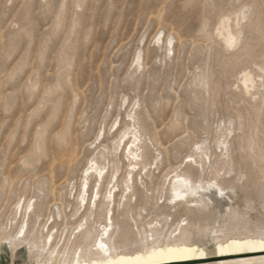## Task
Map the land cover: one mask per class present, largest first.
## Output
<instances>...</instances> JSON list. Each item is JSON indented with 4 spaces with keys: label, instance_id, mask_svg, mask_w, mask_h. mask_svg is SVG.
Returning <instances> with one entry per match:
<instances>
[{
    "label": "rangeland",
    "instance_id": "rangeland-1",
    "mask_svg": "<svg viewBox=\"0 0 264 264\" xmlns=\"http://www.w3.org/2000/svg\"><path fill=\"white\" fill-rule=\"evenodd\" d=\"M222 22L242 32L238 46L222 44ZM159 34L175 37L172 50L159 44ZM247 73L257 84L249 91L242 84ZM68 109L73 135L93 142L106 128L107 145L117 126L126 128L137 111L145 127L143 138L152 156H158V167L149 166L145 178L150 203L146 210L144 204L133 209L140 227L170 213L174 225L190 216L185 206L166 204L167 185L173 170L183 168L188 156L203 146L212 156L202 173L204 181L213 178L219 154L228 152L233 158L230 164L216 165L232 200L222 199L216 210L211 208L212 215L201 221L203 228H220L236 210L240 214L231 221V235L264 238V0H0L2 226L16 222L19 200L43 211L36 228L52 213L59 216V236L68 238L77 226L69 220L75 208L71 189L89 163L88 143L79 147L71 174L41 170L45 159L37 162L32 154L38 129L46 123L45 150L48 157L55 155L53 125L65 123ZM53 113L58 119L49 123ZM119 212L116 220L121 222ZM128 229L119 240L133 250L139 235L136 226ZM200 238L208 249L215 248L205 232ZM43 259L30 253L27 242L15 252L3 246L0 253V264Z\"/></svg>",
    "mask_w": 264,
    "mask_h": 264
},
{
    "label": "bare ground",
    "instance_id": "bare-ground-1",
    "mask_svg": "<svg viewBox=\"0 0 264 264\" xmlns=\"http://www.w3.org/2000/svg\"><path fill=\"white\" fill-rule=\"evenodd\" d=\"M241 33L224 24L220 29L219 37L225 47L232 48L241 43ZM160 34L159 44L162 42L167 50H172L175 37L169 35L165 38ZM141 56V53L137 56L139 65H142ZM242 84L245 91L257 88L255 80L248 73L243 75ZM262 87L261 85L260 88ZM66 114L65 123L53 125L57 128L61 126L60 129L54 130L50 138L51 146L56 149L55 155L48 157L45 150L46 123L38 129L39 137L32 154L36 156L37 162L42 158L45 159L41 164V170L71 174L79 156V147L85 142L88 143L87 151L91 153L89 163L83 169L79 183L72 182L71 189V193L75 190V208L69 220L77 226L68 238L67 235L63 238L64 233L59 236L57 229L59 216L55 217L52 213L41 228H36L43 211L41 214L36 211L34 203L29 202L24 205L19 200L13 218L16 222L6 226L0 224V253L3 246L15 252L27 242L30 253L45 258L37 264H203L205 260L214 258L216 259L209 262L210 264H264V248L259 246V242L264 240L263 237L253 234L231 235L234 227L231 221L238 218L239 212L236 210L231 212L229 221L213 230L203 228L201 222L213 212L211 208L216 210L215 207L222 199L232 200L220 170L216 169V165L220 163L233 162L228 152L218 155L213 162L215 166L213 178L204 181L205 179L201 178L202 173L208 164H212V156L207 147L198 146L197 151L188 156L191 159L186 161L183 168L173 170L175 173L168 180V195L165 200L166 204L172 205L171 208L185 206L190 216L174 225L169 222V217L173 216L170 213L148 222L146 227L142 228L134 216L133 209L136 205L144 204L142 210H146V206L150 203V197L146 193L148 184L145 178L150 175L149 166L156 163L158 167V156H152L148 141L143 138L145 127L137 117V111L130 114V123L126 128L123 129L122 124L117 126L113 132L114 140L110 145L106 144L108 141L106 136L110 134V130L106 128L100 129L93 142L79 134L73 135L74 130L70 131L72 110L68 109ZM55 116L53 113L49 123L58 119L54 118ZM116 123L117 121L113 127ZM101 137L102 140L96 143ZM247 143L254 148L252 139ZM139 192L142 193L141 196H138ZM228 204L227 210L231 211V205ZM118 211H120L119 215H123L121 222L116 220ZM18 212L21 218L19 225ZM239 221L237 220L236 223ZM130 226H136L139 235L138 241L134 242L138 247L133 250H129L128 244L122 245L119 240L126 230L130 232L128 229ZM167 226L171 229L175 227L166 232ZM79 227L80 230L75 232ZM204 232L216 243L213 250L200 243L199 238ZM62 238L65 242L60 245ZM61 254L62 257L59 258Z\"/></svg>",
    "mask_w": 264,
    "mask_h": 264
},
{
    "label": "snow or ice",
    "instance_id": "snow-or-ice-1",
    "mask_svg": "<svg viewBox=\"0 0 264 264\" xmlns=\"http://www.w3.org/2000/svg\"><path fill=\"white\" fill-rule=\"evenodd\" d=\"M221 194H223V193H221ZM259 246H260L261 248H264V240H262V241L259 242Z\"/></svg>",
    "mask_w": 264,
    "mask_h": 264
}]
</instances>
